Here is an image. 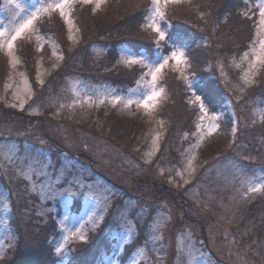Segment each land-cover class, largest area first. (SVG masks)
Wrapping results in <instances>:
<instances>
[{"label": "rangeland", "instance_id": "1", "mask_svg": "<svg viewBox=\"0 0 264 264\" xmlns=\"http://www.w3.org/2000/svg\"><path fill=\"white\" fill-rule=\"evenodd\" d=\"M110 1L102 0L96 7L97 0L88 4L69 0L62 16L57 9L37 10L63 0H0V31L5 32L2 40L6 41L36 13L31 27L14 41L11 50L0 47V67L5 65L0 79V260L17 239L13 209L20 197L34 202V213L41 216L44 227L53 217L56 235L49 241L50 264H70L73 249L92 239V231L101 249L95 264H264V247L248 246L244 236L253 231L240 226L247 206L255 197L264 196V190H249L264 182V167L258 168L257 164L264 159L263 154L261 160L255 155L249 157L252 146L239 135L252 122H262L264 63L256 56H264L260 49L264 41L260 7L264 0H240L234 7L235 13L245 10L251 20V41L244 51L238 50L229 60L216 58L213 49L212 57L208 54V73L221 89L227 107L223 104L213 111V106L197 93L203 68L194 67L187 45H175L166 53L160 49L167 38L162 21L171 3L161 9L165 15L159 23L165 39L159 45L158 34L146 27L153 36L149 46L156 54L151 57L148 51L119 47L118 61L140 68L137 78L117 85L74 74L64 78L65 98L56 97L54 87L47 89L48 93H39L37 84L43 88L49 79L59 84L54 75L63 67L66 51H75L82 43L75 6L90 5L102 11ZM198 3L201 0H180L176 4L189 12L195 9L204 18ZM148 5L146 25L151 23L152 0ZM54 14L64 23L62 45L54 35L39 30L44 18ZM31 41L37 52L28 66L23 55ZM46 45L48 50L44 49ZM90 49L94 58L108 50L98 42ZM177 49L184 52L186 62L177 64L169 59L153 86L149 65L154 70ZM129 59L144 63L128 64ZM181 84L191 96L174 93ZM153 90L160 93L151 102L154 106L126 103L143 100ZM185 99L193 110L188 117L190 131L178 144L179 158L172 161L168 152H160L166 135L177 133L172 128L173 110L180 102L186 103ZM201 102L206 113L201 111ZM112 111L118 115L114 120L120 119L111 120L108 128L103 120L109 122ZM176 118L182 125L184 120ZM258 147L259 155L261 145ZM261 149L264 151L263 146ZM236 153L237 159L232 158ZM82 154L91 159L85 160ZM126 229L132 236L122 244ZM100 234L105 240H96ZM81 235L84 240L79 238ZM61 245L62 251L57 253ZM96 247L94 242L90 256ZM140 248L144 249L143 256L138 252ZM22 262L32 263L30 258Z\"/></svg>", "mask_w": 264, "mask_h": 264}, {"label": "trees", "instance_id": "2", "mask_svg": "<svg viewBox=\"0 0 264 264\" xmlns=\"http://www.w3.org/2000/svg\"><path fill=\"white\" fill-rule=\"evenodd\" d=\"M239 2L240 0H201V3H198L197 7L201 9V13L205 16L204 18L200 17V12H197L195 9H191L189 12L187 7L182 8L179 4L171 3L168 5L165 19L162 21L166 28V40L171 43L168 44L166 40H164V44L160 49L166 53L170 52L173 46L181 44H185L188 49H191L190 55L191 58L194 59V67L202 66L203 68V78L197 84V93L205 98L209 106H213V111L222 108L223 104L227 107V101L223 98L219 86H217L216 82L213 81V78L208 73V68L210 67L208 63L209 52L212 57L213 49L214 54L218 56H216V58H221L223 56V59L226 58L229 60L230 56L235 57L238 50L244 51L251 41L252 31H250L249 24L251 20H248L245 10L238 13H235L234 10V7ZM148 6V0H112L102 11H96L90 5H76L74 8V17L78 23L81 24L82 43L75 48V51L65 47V50L68 49L66 51L67 58L65 59L63 67L54 75L59 84L56 86L52 79H49L43 88H40L39 84H37V91H39V93L43 91L48 93L49 91L47 89L54 87L53 93L55 92L54 94L56 97L63 96L65 98L66 94L62 90L64 78L74 74H83L93 79L95 78L104 82L109 81L117 85H121L125 83L123 81H128L131 78H137L141 72L140 68L127 67L118 61L117 56H119V47L122 46H129L136 51H148L151 57L153 54H156L154 51L155 49L149 46L148 43L153 39V36L150 34L151 31L146 28L147 15L149 12ZM44 19L45 20L40 23L39 30L47 35H54L61 45L64 44L63 37L65 35V30L63 29L64 23L62 22V18L54 14L50 15V18L47 17ZM96 42L102 44L104 47L107 46L108 50L106 54L94 58L90 46ZM45 48L48 50L49 47L46 45L44 49ZM36 52V44L31 41L26 49V53L23 55L28 66L31 64L32 58L35 56ZM2 60L3 58H1L0 63L3 62ZM3 68H5V65H1L0 67V79L4 76ZM202 68L198 69L202 70ZM168 74L169 72H167V75ZM261 74L264 79V68L261 69ZM172 85L173 83L170 84V86ZM181 85L182 88H175L174 93L181 94L184 98L189 95L191 96V92H188L190 90L183 84ZM183 92H185L186 96ZM186 103L184 101L180 102L176 105V109L173 110L175 124L172 128H175L177 133L174 132L170 134L169 132L166 135L163 141V148L160 152L161 155L168 152L167 154H170V159L172 161L179 158L180 154L178 151H180V147L178 144L184 142L183 137L185 139L186 132L190 131L188 117L189 114H193V110L189 109V106L187 107V105H189L187 100ZM51 105L53 106L54 103ZM47 109H49V107ZM179 109H181L182 112H179ZM194 109L198 110L197 108ZM227 111L229 112L228 109ZM49 114L52 115L53 112H49ZM228 114L229 113H227L226 116H229ZM109 115V122L103 120L104 126L108 128L111 127V120L112 122H119L120 119L114 120L118 116L114 111L110 112ZM176 116H178L181 121L184 120L182 125L177 122ZM124 118L125 120L127 119L126 117ZM132 125L134 126V123ZM176 125L181 129L177 130L175 127ZM138 126L141 127L139 123ZM239 135L242 136V139L248 140L252 146V151H250L251 153L248 155L249 157L255 155L256 160H261L263 154L264 159V151L261 149L262 146L264 148V122H252V124L245 127L244 131H241ZM257 146L260 147L258 148L261 151L259 155L256 152ZM129 151L131 154L133 153V150L130 149ZM84 154L81 156L85 157V160H88V157L89 160L91 159L90 156L86 157V154ZM234 155L232 158L235 157L237 159L238 156L236 155L238 154L236 153ZM262 161L261 163H257L258 168L264 167V160ZM95 162L96 161H94V163ZM141 184L143 183L140 182V186ZM14 203V235L17 239L7 249L6 254L0 260V264H24L22 261L29 258L32 261V263L29 264H50L52 253L49 249V241L53 235H56V224L53 223V217H50L48 222L49 225L44 227L42 223H40L43 221L41 216H36L34 213V202L31 199L23 198L22 200L19 197ZM31 203H33V207ZM243 214L245 215L242 217L240 226H247V228H251L253 231L245 235L244 240L248 242V246L251 244L255 246L260 245L261 249H263L264 196L255 197ZM38 219L39 223H37ZM94 235L95 233L92 231V239L75 246L72 251L73 255L70 264H95V262H97L95 259L98 258L97 255L100 254L99 251L101 249L98 242L93 240ZM98 237L97 239L95 238L97 241L105 240L101 237V234ZM94 242L97 244V247L93 255L90 256ZM21 257L24 259L21 260Z\"/></svg>", "mask_w": 264, "mask_h": 264}, {"label": "snow or ice", "instance_id": "3", "mask_svg": "<svg viewBox=\"0 0 264 264\" xmlns=\"http://www.w3.org/2000/svg\"><path fill=\"white\" fill-rule=\"evenodd\" d=\"M82 3L88 4V3H92L93 0H81ZM100 2H102V0H97L96 3V7H99ZM180 0H152V4H153V14L152 16L149 17V19L151 20V23L148 24L147 26L152 28L157 34H158V40H157V45H159L160 41L165 39V31L160 27V20H163L164 18V12L161 10L163 7L167 6V4L169 3H179ZM69 6V0H63V2L61 3H53V4H48L47 7H44L42 9H38L37 11H44L47 12L50 9H57L60 10L61 15H65L64 13V8ZM17 8H20L21 5L17 4L16 5ZM260 24L262 26H264V5H262L260 7ZM36 18V13H32L31 17L24 20L23 23H21L19 25V27H17L14 31V34L10 35L8 37V39L2 40L0 39V47L2 46H6L9 50H11L14 47V41L17 40L19 37H21L25 31L27 29H29L33 23V21ZM5 36V32L0 31V38H3ZM260 49H261V53L264 54V41L260 42ZM159 57L157 58V63H159ZM172 59L175 60L177 62V64L180 63H184L186 62V58L184 56V52L182 50H174L171 53L170 57L167 58H163V63H160L158 67H155L154 70L152 69V66L149 65V69H150V73L152 75V82H153V86L155 85V81L157 80V74L161 72V70L167 65L168 60ZM256 60L264 63V56L262 55H257L256 56ZM126 63L128 64H136V63H140L143 65V60H136V59H129L126 61ZM192 85L189 84V87H191ZM160 96L159 92H156L155 90L152 91V93L148 96H146L143 100H139V101H132V100H128L126 103L127 104H132V103H137V104H142L145 108H149L150 106H154V104H152L151 102L156 101L157 97ZM197 100H200L201 98L199 96L196 97ZM103 102V101H101ZM201 111H204L206 113V109L204 108L203 102H201ZM213 119H216L217 117H212ZM201 119H203V117H201ZM261 120L262 122H264V111H262L261 114ZM214 127H218V125L214 126ZM189 168H191V161H189ZM250 191L253 192H259L264 190V182L259 183L258 185L255 186H251ZM102 219V217H101ZM132 236V232L130 230H125L124 233V238L122 240V244H126L129 242L130 238ZM81 240H84L85 237L83 235H81L79 237ZM67 239V238H66ZM57 253H60L62 251V245L61 247H57L56 249ZM138 252L141 256L144 255V249L140 248L138 249ZM135 264V262H134Z\"/></svg>", "mask_w": 264, "mask_h": 264}]
</instances>
